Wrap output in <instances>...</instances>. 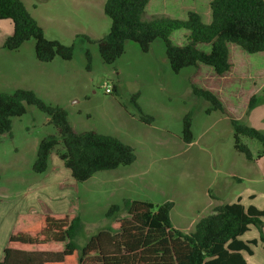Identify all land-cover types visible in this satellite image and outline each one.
Returning <instances> with one entry per match:
<instances>
[{
  "label": "rangeland",
  "instance_id": "374dc122",
  "mask_svg": "<svg viewBox=\"0 0 264 264\" xmlns=\"http://www.w3.org/2000/svg\"><path fill=\"white\" fill-rule=\"evenodd\" d=\"M22 1L48 39L75 46L72 61L58 58L51 65H44L46 79L40 80L43 86L40 97L67 110L69 122L77 132L95 131L118 138L133 147L137 160L130 166L99 172L86 182H77L54 151L48 170L37 174L32 167L38 145L55 130L45 113L29 106L27 114L13 118L11 136L0 135V260L10 236L20 229L22 217L42 215L43 210L79 215L83 227L76 242L82 248L93 235L111 228L112 221L106 213L111 205H121L124 199L151 201L156 205L173 202V225L190 232L213 207L207 195L209 190L212 193L220 190L218 186L232 182L222 195L229 204L248 190L258 191L259 196L264 194V169L235 151L230 120L220 111L207 114L210 103L194 94L190 82L217 92L225 100V106L242 120L255 91L252 84L264 90V76L258 71L264 62L262 53L249 55L232 45L234 68L225 79L204 65L175 74L162 40L153 43L148 53L128 42L124 55L113 65H106L97 43L108 35L111 27V20L104 13L106 0ZM211 2L151 0L147 16L166 15L184 20L188 12L194 11L209 23ZM81 34L89 35L96 43L77 38ZM185 35L186 31H177L172 41L184 45ZM30 42L20 52L0 48V93H13L35 83L32 77L18 71L32 68L38 62L34 41ZM86 50L92 54L90 70ZM235 78L233 83H226ZM106 83L117 91L107 94ZM232 91L237 94L235 97L226 94ZM136 94H140L138 103L142 111L154 118L152 124L140 120V113L132 103ZM187 114L191 115L194 135L191 144L182 138ZM243 143L258 157L262 150L259 141L243 138ZM57 150L62 151L63 146ZM250 166L253 169L258 166L252 177L248 176L253 171ZM234 172L242 176V181L233 178ZM248 259L264 264V253L258 251L254 258Z\"/></svg>",
  "mask_w": 264,
  "mask_h": 264
},
{
  "label": "trees",
  "instance_id": "16d2710c",
  "mask_svg": "<svg viewBox=\"0 0 264 264\" xmlns=\"http://www.w3.org/2000/svg\"><path fill=\"white\" fill-rule=\"evenodd\" d=\"M150 1L106 0L104 13L111 20V27L108 35L97 42L106 65H113L124 55L128 42L148 53L153 43L162 40L175 74L204 65L212 68L218 77H224L233 68L232 45L249 55L264 53V0H212L209 23L194 11L188 12L184 20L166 15L148 17ZM5 20L12 22L13 34L4 41V49L18 51L33 40L39 62L52 63L58 58L73 60L75 46L48 39L22 0H0V21ZM181 30L186 31V42L174 44L172 36ZM77 38L96 43L86 34ZM86 58L90 70V50H86ZM190 82L194 94L210 103L207 114L220 111L230 120L235 150L253 160L243 138L257 140L262 145L257 158H264V133L236 119L213 91ZM139 97L140 94L134 95L132 103L140 113V120L152 124L154 118L142 111ZM258 102V97L253 96L248 111ZM29 106L45 113L55 130L38 145L32 167L35 173L48 170L54 151L77 182H86L99 172L136 162L133 147L95 131L77 132L69 122L67 110L46 103L30 89L0 93V135L11 136L13 118L27 114ZM182 135L185 143L194 142L190 114L184 118ZM61 145L63 150H57ZM173 208V202L156 205L151 201L124 199L121 205H111L106 213L112 221L111 228L93 235L82 248L76 242L83 227L79 215L24 216L20 229L9 238L0 264H248L243 253L253 255L250 245L259 242L264 245V207H245L240 201L216 206L190 232L173 226ZM121 214L127 216L120 217ZM251 227L259 230V241H241Z\"/></svg>",
  "mask_w": 264,
  "mask_h": 264
},
{
  "label": "crops",
  "instance_id": "0c3cea01",
  "mask_svg": "<svg viewBox=\"0 0 264 264\" xmlns=\"http://www.w3.org/2000/svg\"><path fill=\"white\" fill-rule=\"evenodd\" d=\"M25 4V3H24ZM27 7V6H26ZM28 9V8H27ZM13 34V25H12V22L11 21H8V20H5V21H0V48L2 47L3 48V44H4V41L6 40L7 37L11 36ZM28 43H31V42H27L25 43L19 50L18 52H20L23 47L25 45H27ZM4 49V48H3ZM34 49H35V43H34ZM17 52V51H16ZM262 55H264V53H262ZM38 61V60H37ZM232 62V60H231ZM54 63V61L52 62ZM52 63H41V62H37L35 63L34 65H32V68H29L27 70H22V69H19L18 71L19 72H23V73H26V75H29L30 77H32V82L35 81V83H32L33 85L31 87H27V89H30V90H33L35 91L39 96H41V93L43 92V86L42 84H40V80H43V79H46V66L44 65H51ZM261 69L258 70L259 73H262V75L264 76V62L261 64ZM200 68V67H198ZM233 68H234V65H233ZM237 69V68H235ZM250 71V70H249ZM251 72H254V70L251 69ZM256 72V71H255ZM232 73V71L230 72ZM228 73V74H230ZM226 74V75H228ZM224 76L223 79H225V77L227 76ZM45 76V78H44ZM249 76H252V75H249ZM49 79H52L51 77ZM228 79V78H227ZM237 80V78L235 79H231V80H226V83L228 84L229 82H232ZM231 83V84H232ZM231 84H230V87H231ZM226 85V84H225ZM254 87H255V91H254V94L253 96H257L258 97V104L250 111L249 108H248V105L246 106V110L245 112L243 113L244 117L242 118V120L240 119V117H236L230 110L229 108L227 107V105L225 106V100L222 99V97L220 98L221 101L223 102L224 106L226 107V109L236 118L238 119L239 121H241L242 123L244 124H247L248 126H252L254 127L255 129L261 131L264 133V90L261 91L255 84H252ZM206 89H209L210 87H204ZM19 89V88H17ZM23 89H26V88H23ZM215 92V91H214ZM2 93V92H1ZM226 93V92H223V94ZM215 94L217 95L218 93L215 92ZM226 94H228V96H232V97H235L237 94L235 93V91H232V92H227ZM262 94V96H261ZM252 96V97H253ZM251 97V98H252ZM250 98V99H251ZM249 99V101H250ZM261 99H263V101H260ZM249 104V102H248ZM259 113V114H258ZM235 149V148H234ZM236 151V150H235ZM237 152V151H236ZM252 152V151H251ZM239 153V152H238ZM253 154V153H252ZM254 156V155H253ZM248 160V159H247ZM250 161L251 163L252 162H256L257 164L256 165H259L261 168L264 169V158H261V159H258L257 157L253 158V160H248ZM258 166H255L254 169L252 166H250L251 169H253L252 172H249V175L250 177H252L255 173H257V168ZM232 176L233 178L237 179L238 181H242L240 178H242V176H239L237 175V173H232ZM252 181H254V179H250ZM232 185V182H226L224 184V187L223 185L221 186H218V188L220 190H215L211 193V190H209L208 192V197H210L211 201H212V208L216 207V206H220V205H225V204H229L225 201V199H222V195H223V189H227L229 186ZM247 194L246 195H239L237 197V201H240L245 207H250V206H253L257 209H262L264 207V194H261L259 196V192L258 191H255V190H248L246 191ZM235 202V203H236ZM230 204H233V203H230ZM210 209V210H211ZM41 211V214H45L46 212L48 213H52L49 209ZM31 213H35L34 210H31L30 211ZM30 213V214H31ZM174 226V225H173ZM175 228H179V227H176L174 226ZM181 229V228H179ZM187 229H190L189 227H187ZM186 229V230H187ZM182 230V229H181ZM185 230V229H183ZM260 239V233H259V230L255 227H251L250 228V231L247 232L245 235H243L240 240L245 242V243H250L254 240H257L259 241ZM251 246V249L253 251V255H247L246 253H243V256L245 257L246 261L248 264H258L256 261H252L250 262L248 257L250 258H254L257 254L258 251H261L262 253H264V245L262 243H258L257 245H250ZM4 252V251H3ZM2 260V259H1ZM0 260V261H1Z\"/></svg>",
  "mask_w": 264,
  "mask_h": 264
},
{
  "label": "built area",
  "instance_id": "2783aa9c",
  "mask_svg": "<svg viewBox=\"0 0 264 264\" xmlns=\"http://www.w3.org/2000/svg\"><path fill=\"white\" fill-rule=\"evenodd\" d=\"M105 90L107 94H112L114 92V90L109 87L108 83L105 84Z\"/></svg>",
  "mask_w": 264,
  "mask_h": 264
}]
</instances>
